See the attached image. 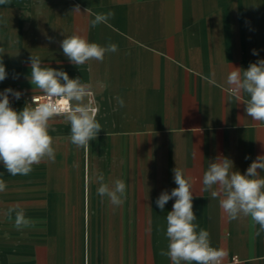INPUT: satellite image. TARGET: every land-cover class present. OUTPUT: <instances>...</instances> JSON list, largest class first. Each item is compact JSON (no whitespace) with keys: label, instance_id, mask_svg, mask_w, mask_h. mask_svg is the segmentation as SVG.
Segmentation results:
<instances>
[{"label":"crops","instance_id":"obj_1","mask_svg":"<svg viewBox=\"0 0 264 264\" xmlns=\"http://www.w3.org/2000/svg\"><path fill=\"white\" fill-rule=\"evenodd\" d=\"M77 4L81 13H72ZM110 11L107 23L91 25L95 14ZM51 27L60 30L52 42L37 36ZM72 34L118 51L73 65L60 47ZM0 47L5 89L27 93V100L42 94L30 82L29 57L39 55L42 65L92 84L103 128L77 164L70 125L52 123L55 162L33 165L24 195L32 209L25 218L42 228L0 232V264H171L160 251H167L174 199L163 211L156 200L177 187L176 167L192 178L197 231L207 230L211 245L226 250L224 262L235 255L242 264H264L259 225L243 216L229 221L219 201L201 191L217 156L243 174L264 155V124L247 116L226 84L232 67L246 70L264 59V0H8L0 5ZM9 100L16 111L25 105L11 94ZM98 173L109 184L125 181L121 206L97 194ZM68 221L78 222L72 232Z\"/></svg>","mask_w":264,"mask_h":264},{"label":"clouds","instance_id":"obj_2","mask_svg":"<svg viewBox=\"0 0 264 264\" xmlns=\"http://www.w3.org/2000/svg\"><path fill=\"white\" fill-rule=\"evenodd\" d=\"M6 3L8 0H0V5ZM88 11L85 9V12ZM72 13H81L80 5H75ZM113 15L111 11L95 14L91 25L95 27L107 23ZM48 39L52 42L51 37ZM60 47L70 63L76 66L90 61L103 62L106 54L118 51V45L114 43L102 46L78 34L66 36L60 42ZM4 51L0 47V54ZM252 54L258 55V52L253 50ZM29 59L30 82L42 95H34L30 104L16 111L10 105L9 94L19 100L22 93L11 88L0 92V162L11 176H26L33 170V165L45 160L55 162L56 150L50 129L57 118L70 125V142L86 151L89 142L96 139L103 129L97 120L99 108L95 106L92 84L82 82L79 77L69 78L63 70L42 65L39 55L32 54ZM7 75L0 61V82ZM226 84L230 95L246 105L247 116L264 124V59L250 63L246 70L232 67ZM245 94L248 98L243 100ZM116 102L120 108L125 106L123 98L119 96ZM233 167L232 160L217 156L203 173L201 191L210 192L211 197L219 201L229 221L241 216L250 217L259 225L256 234L260 235L264 233V176H261L264 172V155H258L243 174L234 171ZM173 173L177 187L171 192L162 191L156 200L157 207L163 211L165 205L174 199L172 210L166 215L167 251L161 249L160 255L168 257L171 264H224L226 250L213 247L209 232L205 229L197 231L198 225L194 223L197 217L193 211L192 178L186 176L180 167L174 168ZM96 181L100 197H106L114 207L124 203V180L116 179L109 184L105 182L103 173H98ZM6 188L5 181L0 179V192ZM30 222L22 210L16 211L17 229Z\"/></svg>","mask_w":264,"mask_h":264},{"label":"rangeland","instance_id":"obj_3","mask_svg":"<svg viewBox=\"0 0 264 264\" xmlns=\"http://www.w3.org/2000/svg\"><path fill=\"white\" fill-rule=\"evenodd\" d=\"M48 21L54 22V26L58 23V18L54 17L53 19H47ZM65 21L69 19L67 17L64 18ZM65 34L71 33L72 28H65L62 29ZM60 30L55 27L42 29L39 31L37 36L41 38H48L51 37L55 39ZM5 82H0V92L4 90L6 87ZM22 102L28 104L27 100V93H22L20 99ZM25 105H22L18 110H23ZM82 156H81V148H77L75 156L73 158L74 163L80 164L82 163ZM89 163V160H88ZM32 175V171L28 175H16L11 176L7 170L4 168L3 163L0 162V179H3L7 185L5 191L0 192V232H39L38 230L42 228V225H39L40 222H34L31 225H22L19 229L15 226V219H16V211L22 210L25 217L27 214L31 213V205L26 202L24 199L25 192L27 191V182L29 181V177ZM78 222L68 221L66 222V227L69 232L74 229ZM81 222L80 224H82ZM86 227H89V222H86Z\"/></svg>","mask_w":264,"mask_h":264},{"label":"built area","instance_id":"obj_4","mask_svg":"<svg viewBox=\"0 0 264 264\" xmlns=\"http://www.w3.org/2000/svg\"><path fill=\"white\" fill-rule=\"evenodd\" d=\"M40 95H42V94H40ZM40 95H35V96H40ZM33 96H34V95H32V96H30V97L28 98V104L31 103V101H32V97H33ZM224 264H242V262L239 260V258H238L237 256L233 255V256H231V258L228 260V262H224Z\"/></svg>","mask_w":264,"mask_h":264}]
</instances>
